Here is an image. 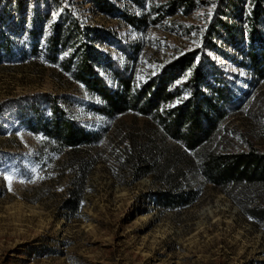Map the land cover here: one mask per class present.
Here are the masks:
<instances>
[{"label":"rangeland","instance_id":"obj_1","mask_svg":"<svg viewBox=\"0 0 264 264\" xmlns=\"http://www.w3.org/2000/svg\"><path fill=\"white\" fill-rule=\"evenodd\" d=\"M24 1L26 30L33 16H47L48 36L53 24H67L71 15L94 34H108L97 46L131 72L139 87L200 44L216 0H193L191 11L180 8L142 33L120 15L100 13L92 0ZM108 1L131 16L146 12L153 18L174 0ZM17 3L0 0V33L13 42L12 56L0 62V264H264V230L235 204L237 191L217 190L187 172L183 185L199 191L198 202L174 212L157 207L154 195L160 187L154 180L137 181L122 168L133 143L150 144L155 156L150 141H155L156 129L132 113L113 119L98 115L97 98L46 64L47 37L40 41L39 57L30 54L33 43L21 27ZM216 62L241 103L213 149L245 151L251 141L264 151V128L257 122L264 113V82L257 83L246 68ZM101 72L115 88L111 75ZM52 103L69 120L102 137L97 146L79 152L93 164L74 213L65 211L64 202L70 197V160L76 154L59 153L27 125L37 114L50 118ZM171 145L158 144L163 150ZM4 173L14 177L10 186Z\"/></svg>","mask_w":264,"mask_h":264},{"label":"trees","instance_id":"obj_2","mask_svg":"<svg viewBox=\"0 0 264 264\" xmlns=\"http://www.w3.org/2000/svg\"><path fill=\"white\" fill-rule=\"evenodd\" d=\"M91 2L100 13L120 15L127 25L141 33L158 26L164 17L174 16L180 8L187 13L195 6L193 0H174L163 13L152 18L146 12L140 17L126 14L108 0ZM247 2L216 0L200 44L169 62L139 87L135 86L131 72L97 46L108 34H94L93 29L82 27L79 20L68 15L67 24H53L46 36L47 16L36 14L26 30L28 5L18 0L17 9L21 27L33 43L30 54L38 58L40 41L47 37L43 54L46 64L58 67L97 98L98 115L113 119L132 113L148 119L156 129L155 141H150L155 156L151 155L150 144L133 143L122 168L137 181L145 177L154 180L160 187L154 195L157 207L174 212L198 202L199 191L183 185L186 173L190 172L217 190L237 191L233 197L235 204L264 230V151L251 141L247 142L245 151H220L212 147L231 112L241 103L225 82L216 59L246 68L257 83L264 82V0ZM12 44L9 35L2 31L0 62L12 56ZM101 70L111 75L115 88ZM181 78L185 81L177 83ZM51 106L50 118L37 114L27 120V125L34 135L43 136L47 145L59 153L68 150L76 154L70 160L74 170L70 197L64 202L65 211L74 213L93 164L90 158L80 157L79 152L97 146L102 137L69 120L58 104ZM261 115L257 122L264 128V113ZM160 142L164 146L169 142L172 145L163 150L158 146Z\"/></svg>","mask_w":264,"mask_h":264},{"label":"snow or ice","instance_id":"obj_3","mask_svg":"<svg viewBox=\"0 0 264 264\" xmlns=\"http://www.w3.org/2000/svg\"><path fill=\"white\" fill-rule=\"evenodd\" d=\"M215 7V5L213 4L212 6H211V8L209 9V14H211V9L212 8H214ZM54 16L56 15L55 13L53 14ZM199 60V57H197V61ZM180 81H177V83H179ZM39 139H44V137H38ZM33 171V173L35 174V172H36V170L35 169H33L32 170ZM4 175V179L6 180V181H8L9 182V186L11 185V182H12V180L14 179V177L12 176V175H9V174H7V173H4L3 174ZM42 178V177H41ZM23 182V181H22ZM251 218V217H250Z\"/></svg>","mask_w":264,"mask_h":264}]
</instances>
